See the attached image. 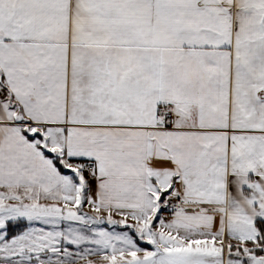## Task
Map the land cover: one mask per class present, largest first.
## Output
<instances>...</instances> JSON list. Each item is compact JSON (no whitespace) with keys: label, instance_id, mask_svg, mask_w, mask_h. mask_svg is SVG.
<instances>
[{"label":"snow or ice","instance_id":"snow-or-ice-1","mask_svg":"<svg viewBox=\"0 0 264 264\" xmlns=\"http://www.w3.org/2000/svg\"><path fill=\"white\" fill-rule=\"evenodd\" d=\"M0 264H264V0H0Z\"/></svg>","mask_w":264,"mask_h":264}]
</instances>
